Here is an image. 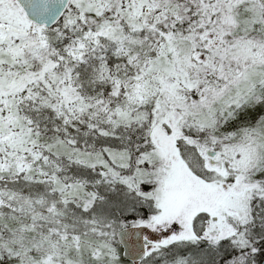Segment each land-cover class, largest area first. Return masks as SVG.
Listing matches in <instances>:
<instances>
[{"label": "snow or ice", "instance_id": "1", "mask_svg": "<svg viewBox=\"0 0 264 264\" xmlns=\"http://www.w3.org/2000/svg\"><path fill=\"white\" fill-rule=\"evenodd\" d=\"M0 264H264V0H0Z\"/></svg>", "mask_w": 264, "mask_h": 264}]
</instances>
